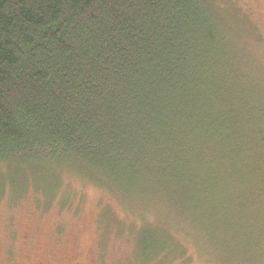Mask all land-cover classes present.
Returning a JSON list of instances; mask_svg holds the SVG:
<instances>
[{
  "label": "trees",
  "instance_id": "obj_1",
  "mask_svg": "<svg viewBox=\"0 0 264 264\" xmlns=\"http://www.w3.org/2000/svg\"><path fill=\"white\" fill-rule=\"evenodd\" d=\"M227 1L0 0V169L155 197L154 264H264V0Z\"/></svg>",
  "mask_w": 264,
  "mask_h": 264
},
{
  "label": "rangeland",
  "instance_id": "obj_2",
  "mask_svg": "<svg viewBox=\"0 0 264 264\" xmlns=\"http://www.w3.org/2000/svg\"><path fill=\"white\" fill-rule=\"evenodd\" d=\"M227 3L240 9L243 22H257L251 11L254 3L260 5L258 0ZM60 179L35 164L0 169L2 257V252L13 251L24 258L42 247L65 256V263L72 254L86 252L94 264H154L148 261V250L163 241L162 232H168L164 223L174 220L155 197L140 193L127 201L70 171ZM143 236L147 251L140 249Z\"/></svg>",
  "mask_w": 264,
  "mask_h": 264
},
{
  "label": "flooded vegetation",
  "instance_id": "obj_3",
  "mask_svg": "<svg viewBox=\"0 0 264 264\" xmlns=\"http://www.w3.org/2000/svg\"><path fill=\"white\" fill-rule=\"evenodd\" d=\"M2 254L4 256L0 255V264H94L86 252L72 254L69 262L65 263V256L56 257L54 254L46 252L42 247L25 254L24 258H19L13 251L2 252Z\"/></svg>",
  "mask_w": 264,
  "mask_h": 264
}]
</instances>
